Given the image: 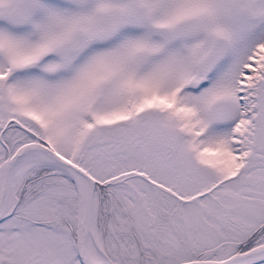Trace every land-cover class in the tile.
<instances>
[{
	"label": "snow or ice",
	"instance_id": "1",
	"mask_svg": "<svg viewBox=\"0 0 264 264\" xmlns=\"http://www.w3.org/2000/svg\"><path fill=\"white\" fill-rule=\"evenodd\" d=\"M0 264H264V0H0Z\"/></svg>",
	"mask_w": 264,
	"mask_h": 264
}]
</instances>
